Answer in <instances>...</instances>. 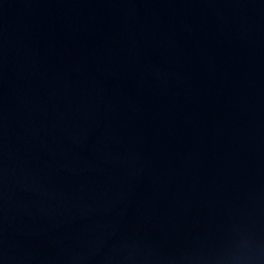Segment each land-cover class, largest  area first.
<instances>
[{
    "label": "water",
    "instance_id": "1",
    "mask_svg": "<svg viewBox=\"0 0 264 264\" xmlns=\"http://www.w3.org/2000/svg\"><path fill=\"white\" fill-rule=\"evenodd\" d=\"M0 264H264V0H0Z\"/></svg>",
    "mask_w": 264,
    "mask_h": 264
}]
</instances>
